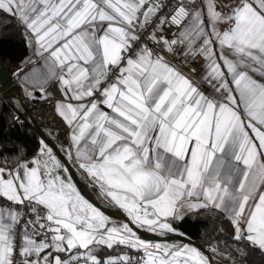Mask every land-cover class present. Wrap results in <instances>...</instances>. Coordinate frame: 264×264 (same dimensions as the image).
Wrapping results in <instances>:
<instances>
[{"label": "snow or ice", "instance_id": "snow-or-ice-1", "mask_svg": "<svg viewBox=\"0 0 264 264\" xmlns=\"http://www.w3.org/2000/svg\"><path fill=\"white\" fill-rule=\"evenodd\" d=\"M0 16L69 129L31 159L0 151V264H264V0H0ZM189 218L224 249L194 244Z\"/></svg>", "mask_w": 264, "mask_h": 264}, {"label": "trees", "instance_id": "trees-1", "mask_svg": "<svg viewBox=\"0 0 264 264\" xmlns=\"http://www.w3.org/2000/svg\"><path fill=\"white\" fill-rule=\"evenodd\" d=\"M28 54L29 44L25 39L23 26L14 19L0 16V58L11 76L17 75L24 67ZM16 117L18 120L14 119ZM39 141L38 135L18 116L11 101L0 95V151L10 154L13 150L19 149L22 155L30 158L37 152ZM179 227L205 249L208 243L216 242L215 237L218 235L219 247L221 250L225 247L226 236L213 231L211 219L205 223L204 218L199 221L189 218ZM206 233L207 239H205Z\"/></svg>", "mask_w": 264, "mask_h": 264}, {"label": "water", "instance_id": "water-1", "mask_svg": "<svg viewBox=\"0 0 264 264\" xmlns=\"http://www.w3.org/2000/svg\"><path fill=\"white\" fill-rule=\"evenodd\" d=\"M0 93L1 96L11 99L12 97H16L17 99H20V95L18 92V88L16 86L15 80L13 79V77L7 72L4 63L2 61V59L0 58ZM13 105V104H12ZM23 105V104H22ZM14 106V105H13ZM24 110L26 111V115H24L23 113L16 111L17 114L22 118V120L24 122H26L31 128L32 130L38 135V137L41 139L46 138L49 141H51L52 143L56 144L54 142V140L48 136L43 129L41 128L40 124L38 123L37 119L34 117V115L32 113H30L28 111V109H26L23 105ZM57 145V144H56ZM57 149L59 150V147L57 145ZM61 157L64 158V163L66 164V166L70 169V174L73 178V182L77 184V186L79 187V189L82 191V193L88 198L90 199L92 202H94L97 206H99L106 214H110V215H115L117 216L113 210H110L106 207H104L103 205H101L100 203H98L96 200H94L89 194L85 193L83 191V185L78 177V175L76 174V172L74 171V169L72 168V166L70 165V163L68 162V160L66 159V157L64 156V154L62 152H60ZM119 217V216H117ZM120 218V217H119ZM139 234L148 240H160L162 238L160 237H156L151 233H148L146 231L143 230H138ZM168 239L170 240H184L183 237H175V236H171ZM191 241L196 244L201 246L200 244H198L196 241H194L193 239H191ZM184 242H187L186 240ZM202 247V246H201ZM204 248V247H202Z\"/></svg>", "mask_w": 264, "mask_h": 264}, {"label": "crops", "instance_id": "crops-1", "mask_svg": "<svg viewBox=\"0 0 264 264\" xmlns=\"http://www.w3.org/2000/svg\"><path fill=\"white\" fill-rule=\"evenodd\" d=\"M24 28V27H23ZM25 30V29H24ZM26 59H32L36 62V64H39L40 61L38 58H36L33 54V48L31 46H29V54L28 57ZM34 65H27L24 63V67L17 73V75L12 76L13 79L15 80L16 86L18 88V92L20 95V99H17L16 97H12L11 99H9L11 101V103L14 105L16 111H19L21 113H23L24 115H26V111L23 108V105L26 109H28V111L30 113H32L34 115V104L41 100V94L38 91L33 90L31 84L25 79V76L30 72L31 68ZM25 88H27L28 91H32L33 92V98H29L26 95L25 92ZM8 99V98H7ZM23 104V105H22ZM19 116V115H18ZM59 117V116H58ZM60 118V117H59ZM61 119V118H60ZM62 120V119H61ZM43 131L49 136V133L51 132L52 135L50 136L54 142L58 145V147H60V144H65L67 145V141H61V140H57L56 137H54V134L51 130L49 129H44L42 128ZM63 153V152H62ZM36 154V153H35ZM34 154V155H35ZM64 154V153H63ZM33 155V156H34ZM33 156H31L28 159H31ZM65 156V154H64ZM66 157V156H65ZM67 159V158H66ZM68 162L70 163V165L72 166V168L74 169V171L76 172V174L78 175L82 185H83V191L87 194H89L94 200H96L98 203H100L101 205H103L104 207L113 210L109 207H107L104 203H102L96 196V193L93 191L92 188L88 187L85 178L81 175V172L77 170V167L68 160ZM114 219H119V217L112 215ZM218 259V258H217ZM218 264H222L221 261L218 260Z\"/></svg>", "mask_w": 264, "mask_h": 264}, {"label": "built area", "instance_id": "built-area-1", "mask_svg": "<svg viewBox=\"0 0 264 264\" xmlns=\"http://www.w3.org/2000/svg\"><path fill=\"white\" fill-rule=\"evenodd\" d=\"M49 91L54 94V98L50 101L42 99L37 101L34 104V117L41 128L51 130L54 137H58L61 141H68L67 133L69 129L58 117L54 109L56 99L60 98V93L53 86H50Z\"/></svg>", "mask_w": 264, "mask_h": 264}, {"label": "rangeland", "instance_id": "rangeland-1", "mask_svg": "<svg viewBox=\"0 0 264 264\" xmlns=\"http://www.w3.org/2000/svg\"><path fill=\"white\" fill-rule=\"evenodd\" d=\"M222 262V264H226V262L225 261H221Z\"/></svg>", "mask_w": 264, "mask_h": 264}, {"label": "bare ground", "instance_id": "bare-ground-1", "mask_svg": "<svg viewBox=\"0 0 264 264\" xmlns=\"http://www.w3.org/2000/svg\"><path fill=\"white\" fill-rule=\"evenodd\" d=\"M12 100V99H11Z\"/></svg>", "mask_w": 264, "mask_h": 264}]
</instances>
